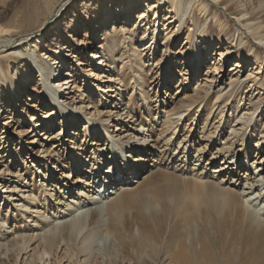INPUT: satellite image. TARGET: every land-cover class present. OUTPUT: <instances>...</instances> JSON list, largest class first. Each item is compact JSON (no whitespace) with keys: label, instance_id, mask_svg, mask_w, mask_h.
Here are the masks:
<instances>
[{"label":"rangeland","instance_id":"obj_1","mask_svg":"<svg viewBox=\"0 0 264 264\" xmlns=\"http://www.w3.org/2000/svg\"><path fill=\"white\" fill-rule=\"evenodd\" d=\"M2 1H6L5 3L9 4L10 9L17 3V0H0V3H4ZM79 1L78 5L80 6L84 0ZM152 2L154 0L148 3L152 4ZM163 5L169 7L168 3ZM206 5V12L215 14V17L218 15L222 16V24L228 29L225 35L229 33L230 45L226 43V38H223L220 41H213L208 52L203 51L206 45L204 40L207 36L206 31L210 25H213L214 21L211 23L212 17H207V20L203 23L196 24L194 21L198 13L196 6L193 4L187 13L176 16L177 19L173 21L169 20L165 24L167 25L166 27H161V32L159 33L161 37L162 34H167L173 28L175 34L172 38L167 37L163 39L160 44H157V48L156 43L153 42V37L157 39L154 32L155 28L152 27L153 25L147 28L148 31L146 34L144 31H139L133 39L130 35H126V45L116 49H109L110 44L106 45L104 42V33L97 34L100 38L88 45V52L84 50L86 46H82L84 43H87L86 40L83 44L81 42L79 44L74 43L73 46L75 47L66 50L64 57L65 59L68 58L65 61L66 65L63 64L64 66L62 68H60L62 64L60 66L56 65L55 71L53 72L56 80L64 79L66 75L62 74H67L68 71L69 74L67 76H69L70 80H74L72 76H75V79H77L76 84L71 91H64V89H60L61 87H59L60 90L53 95L51 91L53 90L52 88L55 82H53L54 80L50 74L47 75L41 71L42 68L38 60L42 61V57L38 59L39 53L33 49L30 51L34 59H37L36 64H30L32 66L30 70L26 69L27 72H25L24 69L23 72L24 75H27L25 73H29L32 78L33 84L31 86H33V91L30 92V97L23 98L22 100H25L24 103L20 102L17 97L11 98V94L0 99V107L3 102H6L4 105L5 113L2 114L4 121H1L0 133L5 128L4 124H9L6 130L10 139L8 142L13 144V147L9 151V149L5 150L10 146V144L8 145L6 143L5 149L0 152L1 245L8 246L10 244L9 246H11L14 244V238H30L32 236L37 240V244L39 245L40 238L48 235L55 224L59 222L68 223L73 220V217L69 216H66L61 221L56 220L63 218L62 216L66 212L64 208L66 200L61 202L63 212H61V209L53 212L50 211V207H41L39 209L40 213L35 215L31 214L33 206L30 202L27 203V207H23L22 204L25 202L23 200L26 197L30 196L34 198V195H37V191L42 184H45L44 188H50L55 196L60 193L65 196L70 191L73 193L75 190L82 189L83 182L78 180L79 174L76 171L72 174V180V176L68 179L67 174L64 177L62 173H59V170L63 167H59L58 170L55 169L56 166L65 165V172H67L70 166L67 163H71L69 158L73 156V153L68 154L71 151L68 152L66 149L64 154L63 151H59L60 148L59 150L54 149L55 145L57 146L61 143H57L58 140H61V137L57 140L54 139V136L59 133L58 129L62 126L65 127L67 132L64 130L65 134L62 137V141H64L68 139L72 130L70 132L68 131L74 127L76 120L82 124L87 122L84 121L85 119L81 115L82 112H89L91 114L89 115L91 122L88 126L93 127L97 124L107 127L108 131L117 137L116 140L118 141L116 146L122 145L130 149L134 147L138 148V152H141L140 156H143V159H146L147 155L150 156V154L144 155L146 151H151L153 147L157 146L155 153L157 155L156 159H158L160 153L165 155L167 159H170L167 165L163 166V170L169 175L173 174L172 177L176 179H182L184 177L180 170L183 169L184 156L186 155V151L183 148L188 147V160L185 166L187 171L192 173L191 170L195 166L199 169L203 168L201 171L204 172L206 170L204 176L207 179L225 184L231 190H239L240 194L243 193L244 204L249 209L254 208L255 201L253 200L257 197L255 194L261 191V189L257 188L251 191L249 186H245L244 181L238 183L234 181L235 178L240 179V176H236L238 171L242 174L245 172L248 173L249 171L248 174H251L252 171H250L249 165L255 163L256 160L254 158L258 154L260 156L264 155V139L262 138L264 134L261 133L264 132V90L261 92H252L254 88L252 91L251 88H246V86L251 84V80L257 79V81L262 82L264 79V49L259 54L258 62L246 61L247 56H245L242 60L241 67H235L239 64L240 60L236 56L242 52L237 54L239 50L250 49V55H252L257 51L259 45L255 44L253 40L251 44H247L244 41L248 34L247 31L243 32V35L241 34L242 32H239L240 29L242 30L241 23L232 12L227 10L232 5L237 7V10L245 11L248 14L247 17L257 15L260 12L258 16H263L259 18L262 20L264 19V0H229L228 6H221L220 3L207 0ZM71 10H73V7H69L65 11L61 17L62 20L60 19L59 22L64 23L71 15ZM2 11L3 8L1 6L0 12ZM165 14L164 9L159 18L161 25L166 21H164ZM170 16H174V14L171 13ZM197 16H200V14ZM190 19H193V22H190ZM79 22H82L81 17L79 18ZM122 27L119 26L118 28ZM167 28H169L168 31H162ZM129 29L131 30L132 27H129ZM190 33L191 35L189 36ZM16 41V44H18L21 42V39L17 38ZM136 42H138L137 45L139 46L146 44L145 47L139 49H145V51H142L141 58L134 62L141 63V76L140 78L136 77L134 79L135 73H133V77H128L124 81L125 71L129 69L127 64L131 63L128 54L135 47ZM93 43H99V45H92ZM244 46L246 48H243ZM20 48L16 49V46L7 48L8 52L6 55L16 53L17 51V54L20 55ZM73 48L79 49V51L73 53ZM96 52L97 55L95 56ZM90 53L92 57L88 56ZM76 60H82V66H77L75 63ZM46 61L47 63L49 62V65H52L50 58ZM260 62H262V66L259 65ZM192 65L197 66V68L191 69ZM72 67L74 69H71ZM198 68H200L199 72L192 74ZM84 72L88 74L87 77L84 76ZM141 79H143L141 86L134 88V81H140ZM21 86L22 83L19 85V88ZM106 86H109L110 89L113 87V89L118 90V93L123 94L127 98L123 103L126 106H120L119 109H110L112 108V101L118 99V96H116V93H106L104 91ZM107 89L106 91H108ZM23 91L24 87L21 92ZM70 92V96L65 95ZM196 95L203 97L202 104L179 108L190 96ZM258 103H261L260 108L252 114L258 108ZM14 105H18L15 110L13 109ZM221 105L226 106L222 119L219 116V107ZM88 108L91 109L86 112ZM54 112L57 114L50 117V114ZM63 112H65V118L63 117ZM180 112H182V115H175V113ZM168 115H171L170 118L173 119L180 117L179 119L181 121L176 128V134L171 137L170 143L164 144L170 138L169 132L163 134L167 128L165 124L167 123ZM19 120L20 123L16 124ZM47 122H50L48 124L49 126L54 125L51 132L52 135L48 133L45 137L39 136L40 131L43 133L48 132V130H44ZM119 129L121 131H117ZM15 130L22 133V142L17 141L18 138L16 137L18 136L14 132ZM86 131L90 130L87 128ZM213 132L214 139L210 142L209 137L211 135L209 134ZM94 134L91 136L89 133V140L92 139ZM2 136L0 134V138ZM47 138L48 140L46 142L45 139ZM2 140L5 142V139H0V144L3 142ZM223 143L226 144L223 145ZM62 144L66 148V143H61L60 145ZM43 148L45 150L49 148L48 153H44ZM11 152H13L14 156ZM84 152L87 155L89 149L87 151H81L80 153ZM247 154H249V159L245 160ZM230 155H236L238 157L236 160L240 159L241 163L238 162L233 168L230 165V160H227L231 158ZM60 156L64 161L58 164L56 161ZM197 156L200 157L197 158ZM199 159H201L200 162H198ZM146 161H148L147 165H149L150 159ZM226 162L227 166H225L226 169L224 172L222 170L219 171V163L222 165ZM126 163L132 164L131 159ZM260 163L261 161L253 166V168ZM176 167H179V171L175 170ZM8 170L11 173H8ZM50 171L56 177L54 182H52V176L48 180L44 177V174H48V172L50 176ZM259 171L264 172V163L262 167H259ZM142 175L144 173L141 174V177ZM150 176V173L144 175L145 181L140 185H132L131 180L130 186H125L127 187L126 190L123 191L120 188L114 190L113 194L115 195H112L111 198L122 197V193L124 195L125 193L135 192L136 190L143 191L147 188L146 180ZM18 177L25 179L21 186H19L21 192L23 191L21 194L13 192V188L18 185ZM58 179L59 181L57 182ZM9 180H11L10 183L8 182ZM52 184H54V187H52ZM72 184H76L74 189ZM24 187L26 188L22 189ZM260 194L264 201V189ZM75 195L73 194L72 197H75ZM67 197H69L68 194ZM86 200V198H83V202H88ZM49 204L53 207V200H49ZM90 207L93 208L91 210L95 208V206ZM84 209H81L79 214L83 213L85 215V213L91 212V210ZM87 219L85 229L79 235L75 245L77 255L74 259L75 264H142L152 261L147 256L138 255L130 259L122 254L115 235L108 230L110 220L106 212L95 228L100 226V233L108 240L109 246L107 245V249L105 250L104 247L101 250L102 246L100 249L86 250L82 243L88 232L92 229V226H90L91 215ZM34 247L31 246L26 253L19 256L16 252H9L6 257L3 255L5 249L1 248L0 264H31V260L37 257L36 253L42 252L41 246L37 251L34 250ZM65 247L64 243L59 244V248L56 249L57 252L44 255V261H48L49 264H55L56 259L58 260L62 256ZM153 263L168 264L167 255H162L158 261Z\"/></svg>","mask_w":264,"mask_h":264},{"label":"bare ground","instance_id":"obj_2","mask_svg":"<svg viewBox=\"0 0 264 264\" xmlns=\"http://www.w3.org/2000/svg\"><path fill=\"white\" fill-rule=\"evenodd\" d=\"M150 1L151 0H84L82 5L79 6V0H17V3L12 9H10L8 3H5L6 1H2L5 4L0 3V7L2 6L3 8V11L0 12V99L11 94V98L17 97L20 102L24 103L25 100L23 101L22 99L30 97L29 94L33 91V86H31L33 84L32 78L29 73H25L27 75H24L23 72L24 69L25 72L31 69L32 66H30V64H36L37 59H34L31 55L32 52H30L32 49L39 53L38 59L42 57V61L38 60L42 68L41 71L47 75L50 74L51 78L54 80L53 82H55L51 93L54 95L60 89L71 91L76 84L77 79H75V76H72L74 80H70L69 76H67L69 74L68 71L67 74H62L66 75L64 79L56 80L53 72L55 71L56 65L60 66V64H62L60 68L66 65L65 61L68 59L64 58L66 50L75 47L73 46L74 43L79 44L81 42L83 44L86 40L87 43H84L82 46H86L84 50L88 52V45L99 40L100 36L97 34L100 35L104 33L103 36H105L104 42L106 45L110 44L109 49H116L126 45V35H130L133 39L134 36H137L139 31H144L146 34L148 31L147 28L153 25L152 27L155 28L154 32L157 37V39L153 37V42L156 43L157 48V44H160L163 39L167 37L172 38L175 34L173 28L167 34H162L161 37L159 34L161 32V27H166L167 25L165 24L169 20L173 21L177 19L176 16L187 13L193 4L196 6L197 13L200 14V16H197L198 14H196V16L194 15L196 17L194 21L196 24L203 23L207 20V17H212L211 23L214 21L213 25H210L206 31L207 36L204 39L206 45L203 51L208 52L210 45L215 40L220 41L226 38V43L229 45L231 44L229 42L230 37H228L229 33L225 35L228 29L222 24V16L218 15L215 17V14L206 12L207 0H195V2H193V0H154L152 4L148 3ZM213 1L215 3H220L221 6H228L229 4V0ZM165 3H168L169 7L163 5ZM69 7H73L71 15L64 23L59 22L62 15ZM164 9L166 13L164 21H166L161 25V20L159 21V18ZM227 11L232 12L241 23L242 30L240 29L239 32H242L241 34L243 35V32L247 31L248 34L244 41H246L247 44H251L253 40L255 44L259 45L257 51L252 55H250V49L239 50L237 54L242 52L236 56L240 58V60L239 64L235 67H241L242 60L245 56H247L246 61L258 62L259 54L262 49H264V19H259L263 16H258L260 14L259 12L257 15L247 17L248 14L245 11L237 10V7L232 5L229 6ZM171 13L174 14V16H170ZM205 16L206 18L204 19ZM80 17L82 18V22H79ZM190 22H193V19H190ZM119 26L123 27L118 28ZM129 27H132V29L130 30ZM168 30L169 28L162 31ZM190 35L191 33L189 36ZM17 38L21 39V42L18 44H16ZM94 44L99 45V43H93L92 45ZM137 44L138 42H136L135 47L129 51L128 58H130L131 63L127 64L129 69L125 71L124 81L128 77H133V73H135L134 79H136V77L140 78L141 76V63L134 62L141 58L142 51H145V49H139L145 47L146 44L140 46ZM14 46H16V49L21 47L20 55L17 54L18 51L6 55L8 52L7 48H12ZM243 48H246V46ZM78 51L79 49L73 48V53H77ZM96 55L97 52L95 53V56ZM196 55L198 56L197 53ZM88 56L92 57L91 53L88 54ZM48 58H50L52 65H49V62L47 63L46 60ZM81 61L82 60L75 61L77 66H82ZM259 65L262 66V62H260ZM194 68H197V66L192 65L191 69ZM71 69H74V67ZM199 70L200 68L196 69L192 74L199 72ZM83 74L85 77L88 76L85 72ZM250 82L251 84L246 86V88H251V91L254 88L252 92H261L264 90V79L262 82L257 81V79L251 80ZM21 83L22 86L19 88ZM142 83L143 79L140 81L135 80L134 88H138ZM23 87L24 91L21 92ZM59 87L61 88L59 89ZM106 89L108 91H106ZM104 91L106 93H116V96H118V99L112 101V108L110 109H119L120 106H126V104L123 103L127 98H125L123 94L118 93L117 89H113V87L110 89L109 86H106ZM65 95L70 96L71 92ZM202 100L203 97L201 95L190 96L179 108L194 104L200 105L203 103ZM5 103L6 102H3L0 107V125L1 121H4L2 114L5 113ZM17 106L18 105H14L13 109L15 110ZM221 106L219 107V116H221L222 119L226 106ZM260 106L261 103H258V108H256L252 114L255 113ZM89 109L91 108H88L86 112ZM55 114L57 113H51L50 117ZM177 114L182 115V112L175 113V115ZM81 115L83 119H85L84 121L87 122L82 124L76 120L74 123L75 125L73 124L74 127L68 131L70 132L72 130L70 134L68 133L69 136L67 140L62 141V137L65 134V127L62 126L58 129L59 133L54 136V139L57 140L61 137V140H58L57 143H66V148L63 144L60 145V143L57 146L55 145L54 149L59 150L60 148L59 151H63L64 154L66 149L68 152L71 151V153L68 154L73 153V156L69 158L71 163H67L70 165H68L69 168L67 172H65V165L56 166L55 169L58 170L59 167H63L59 170V173H62L63 176L67 174L68 179L72 176L73 172L76 171V173L79 174L78 180L83 182L82 189L75 190L73 193H71V191L68 192L67 194L69 197H67V194L64 196L61 195V193L55 196L50 188H44L45 184H42L37 191V195H34V198L30 196L26 197L25 200H23L25 202L22 204L23 207H27V203L30 202L33 206L31 214L35 215L40 213L39 209L41 207H50V211L53 212L61 209V212H63L61 202L66 200V205L64 206L66 212H64V216H62L63 218L56 220L61 221L66 218V216L73 217V220L68 223L59 222L55 224L48 235L40 238L39 245L33 236L30 238H14V244L12 243L13 245L11 246H9L10 244L8 246L0 244V249H5L3 253L5 257L9 252H16L19 256L26 253L31 246H35L34 250L36 251L41 246L42 252L36 253L37 257L31 260V264H49L48 261H44V255L57 252L56 249L59 248V244L64 243L66 247L63 250L62 256L59 257L58 260L56 259L55 264H75L74 259L77 256L75 245L79 235L84 231L86 220H88L87 218H89L90 215V226H92V229L88 232L82 244L86 250L100 249L101 246V250H103V247L104 250L107 249L106 246L109 244L108 240L100 233V226L95 228L106 212L110 220L108 230L115 235V239L122 254L130 259L140 255L147 256L152 260L142 264H154L153 262L158 261L162 255H167L168 264H264V201L260 194L264 189V172H258L259 167H262L264 163V155L260 156V154H258L254 158L256 160L255 163L249 165L250 171H252L251 174H248L249 171L244 174L238 171V175L236 174V176H240V179L235 178L234 181L236 183L244 181L245 186H249L251 191L257 188L261 189V191L255 194L257 197L253 200L255 201L254 208L249 209L244 204L243 193L240 194L239 190H231L227 188L225 184L207 179L204 176L206 170H204V172L201 171L203 168L199 169L195 166L191 170L192 173L185 169L188 160V147L183 148L184 151H186V155L184 156L185 161L183 169L180 170L184 177L182 179H176L172 177L173 174L169 175L163 170V166L167 165L170 159H167L162 153H160V156L156 159L157 155H155V153L157 146L153 147L151 151H146L144 155L150 154V156L147 155L146 159H143V156H140L141 152H138V148L134 147L130 149L122 145L116 146L118 141L116 140L117 137L113 136L108 131L107 127L97 124L93 127L88 126L91 122V118H89L91 114L89 112H82ZM63 117H66L65 112H63ZM170 117L171 115L167 116L168 120L165 124L167 128L163 132V134L169 132L170 135H168L170 138L167 139L164 144L170 143L171 137L176 134V128L181 121L179 119L180 117L174 119ZM18 123H20V120L16 122V124ZM48 124H50V122H47V126L44 129L48 130V132L43 133L40 131L39 136L45 137L48 133L51 134L54 125L49 126ZM4 125L5 128H3L0 133L3 136L0 139H5V142L2 140L0 152L5 149L6 143H8V145L10 144V146L5 150L9 149L10 151L13 147V144L8 142L10 139L6 131L9 124L5 123ZM87 128L90 131H86ZM117 131H121V129ZM14 132H16L18 136L16 137L18 138L17 141L22 142V133L17 132V130ZM89 133L91 136L95 133L93 136L95 138L93 139L92 137V139L89 140ZM261 133L264 134V132ZM209 135H211V137H209L211 142L214 139V132ZM48 138L45 139L46 142ZM262 138L264 139V137ZM225 144L226 143H223V145ZM258 147L260 146L258 145ZM87 149H89L87 155L86 152L80 153L81 151H87ZM48 150L49 148H47V150L43 148L44 153H48ZM11 154L14 156L13 152H11ZM199 157L200 156H197V158ZM236 158L238 157L234 155L227 159L230 160V165L233 166V168L235 164L240 162V159L236 160ZM130 159L132 164H127L126 162ZM147 159H150L149 165H147ZM246 159H249V154H247L245 160ZM63 161L64 159H61L60 156L56 162L61 164ZM200 161L201 159H199L198 162ZM260 161L261 163L253 168V166ZM138 163H140V165H138ZM225 166H227V162L222 165L219 163V171L222 170L224 172L226 169ZM178 169L179 167H176L175 170L177 171ZM8 173H11V171L8 170ZM142 173H144V175L150 173L151 175L146 180V189L143 191L136 190L135 192L125 193L124 195L122 193V197L111 198L112 195H115L113 194L114 190L119 188L123 191L126 190L127 187L125 186L129 187L131 180L132 185H140L143 183L145 178L144 175L141 177ZM233 173H235V171H233ZM48 174H44V177L48 180L52 176V182H54L56 178L54 177V173L52 172L50 176ZM17 179L18 185L13 188V192L21 194L23 191L21 192L19 186H21L25 179L22 177H18ZM11 180L8 182L10 183ZM58 181L59 179L57 182ZM72 185L74 189L76 184ZM52 187H54V184H52ZM25 188L26 187L22 189ZM73 194H76L75 197H72ZM83 198H86L88 202H83ZM49 200H53V207L49 204ZM90 206H95L94 210H91L93 208ZM83 208H85L84 210H91V212L85 213V215L83 213L79 214L80 210ZM25 262H27V260H25Z\"/></svg>","mask_w":264,"mask_h":264}]
</instances>
